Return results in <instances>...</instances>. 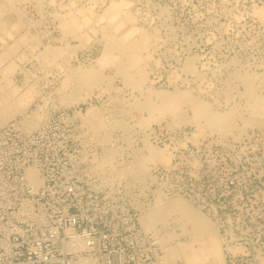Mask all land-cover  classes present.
<instances>
[{
    "label": "rangeland",
    "instance_id": "1",
    "mask_svg": "<svg viewBox=\"0 0 264 264\" xmlns=\"http://www.w3.org/2000/svg\"><path fill=\"white\" fill-rule=\"evenodd\" d=\"M120 1L126 7L114 8ZM260 12L264 0H0V128L15 120L31 132L46 116L77 114L80 142L97 147L95 169L136 185L150 182V162L166 167L174 156L183 173L192 163L195 177L173 182L185 196H155L140 219L180 201L211 226L216 245V257L191 264H264ZM156 93L173 98L171 106ZM197 104L226 126L205 125ZM154 130L161 146L144 139V151L154 149L157 161L140 150L142 132ZM155 224L147 232L161 240L166 264L200 249L180 215Z\"/></svg>",
    "mask_w": 264,
    "mask_h": 264
},
{
    "label": "built area",
    "instance_id": "2",
    "mask_svg": "<svg viewBox=\"0 0 264 264\" xmlns=\"http://www.w3.org/2000/svg\"><path fill=\"white\" fill-rule=\"evenodd\" d=\"M78 122L77 114H52L31 132L15 120L0 128V264H166L140 216L159 194L185 196L173 182L195 177L192 163L183 173L174 156L166 167L150 162V182L136 185L95 169L97 147L82 145ZM147 133L160 148L156 131Z\"/></svg>",
    "mask_w": 264,
    "mask_h": 264
},
{
    "label": "bare ground",
    "instance_id": "3",
    "mask_svg": "<svg viewBox=\"0 0 264 264\" xmlns=\"http://www.w3.org/2000/svg\"><path fill=\"white\" fill-rule=\"evenodd\" d=\"M113 7L114 8H121V7H126V3H124L123 1H120L119 4L117 3H114L113 4ZM112 8V7H111ZM261 17H264V13L260 12L259 14ZM135 33V32H134ZM133 35V32L131 31H127L126 33V37H123V38H119V39H122V40H119L120 43L121 41H123L122 45H119L121 47H123V45L125 44V40L128 39L129 37H132ZM112 39L115 40V38L113 37ZM112 41V40H111ZM116 43V42H115ZM114 43V44H115ZM119 43V44H120ZM116 45H114L113 47H115ZM45 48V47H44ZM36 49V48H35ZM34 49V50H35ZM47 49V48H46ZM45 50V49H44ZM43 50V51H44ZM48 50V49H47ZM50 50V49H49ZM41 51V52H43ZM40 53V52H39ZM44 53V52H43ZM59 53V52H58ZM46 54V53H45ZM60 54V53H59ZM48 55V54H47ZM48 57V56H47ZM132 63L133 64H137V59L133 58L132 60ZM122 71V70H121ZM157 98L162 101L165 105H169L170 102H172L174 99L171 98V97H168L164 94H160V93H156ZM164 105V106H165ZM159 107V106H158ZM196 108V110H199L201 112L200 114V120H203L205 122V125H207L208 127L210 128H219V125L222 127V124L225 125V119H220L218 118L217 116H215L214 114H212L204 105H201V104H197L194 106ZM259 108V107H258ZM144 109H147V110H152L154 112L155 110V107L151 104L149 105H146L144 107ZM166 109V108H165ZM162 110V109H161ZM167 110V109H166ZM262 110V108H261ZM151 111V112H152ZM170 111V110H169ZM193 118L195 117H191L190 120H193ZM188 120V122L190 121ZM186 122V121H184ZM154 123V122H153ZM198 125V124H197ZM226 126V125H225ZM2 128V127H1ZM202 129V127H200ZM204 128V127H203ZM208 129V128H207ZM230 129V127H229ZM210 130V129H209ZM219 130V129H218ZM201 131V130H200ZM202 135V134H201ZM149 140L147 137H145V140ZM145 147V146H144ZM145 150V149H144ZM142 150V151H144ZM153 153L155 154V150L154 149H151L150 150V154H151V158H152V161H157V159L161 156V155H156L155 156L157 157H154L152 156ZM161 158V157H160ZM159 161V160H158ZM142 163H140L141 165ZM144 164V163H143ZM107 166V165H106ZM104 166V167H106ZM31 176L32 178H34L36 176L35 172H31ZM145 212V211H144ZM142 212V214L144 213ZM195 212V211H194ZM193 211H190V209L187 208V206L180 202V201H168L166 203H164L161 207L159 208H154V209H151L149 211V213L147 215H142L143 217L140 219L141 220V224L143 226V229L147 232V231H151L154 226L156 225L155 223L162 219L164 215L166 214H177L178 216L180 215L183 220L185 219V221H187L188 224H190L192 226V230L195 231L196 233V237L194 239L196 240H199V242H197L196 240L193 239L194 243L195 241L197 243L200 244V249L197 250V251H194V250H187V249H183L182 251V254L183 256L185 257L184 260H185V263L184 264H191V262L193 261V259L191 257H198V259H200L199 257H205V256H214L216 257V245H215V242L213 241V231L211 229V226L203 221L201 219V217L199 215H197L196 213H194ZM164 220V219H163ZM195 235V234H194ZM198 247V245H197ZM176 250V249H174ZM179 250V249H177ZM191 252V254H189ZM170 254V252H169ZM177 254V253H176ZM179 254H181V252H179ZM197 259V258H196ZM170 260V259H169ZM218 260V259H217ZM194 261H195V258H194ZM220 264V263H219Z\"/></svg>",
    "mask_w": 264,
    "mask_h": 264
}]
</instances>
